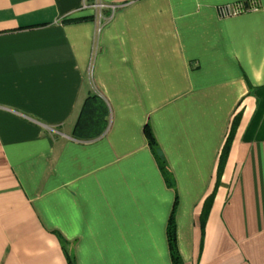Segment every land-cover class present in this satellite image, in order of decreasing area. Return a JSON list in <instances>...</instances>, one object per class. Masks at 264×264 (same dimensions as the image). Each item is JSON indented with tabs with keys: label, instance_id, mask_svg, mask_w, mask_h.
I'll return each mask as SVG.
<instances>
[{
	"label": "crops",
	"instance_id": "1",
	"mask_svg": "<svg viewBox=\"0 0 264 264\" xmlns=\"http://www.w3.org/2000/svg\"><path fill=\"white\" fill-rule=\"evenodd\" d=\"M249 1L0 0V264H174L176 193L180 264H264V0L217 12Z\"/></svg>",
	"mask_w": 264,
	"mask_h": 264
},
{
	"label": "trees",
	"instance_id": "2",
	"mask_svg": "<svg viewBox=\"0 0 264 264\" xmlns=\"http://www.w3.org/2000/svg\"><path fill=\"white\" fill-rule=\"evenodd\" d=\"M144 134L146 136L148 145L150 150L156 160L158 168L164 178V181L169 187H175V181L173 174L169 168V165L166 161L164 154L162 153L160 146L154 136V133L150 126L146 124L144 126ZM176 209H177V193L175 194V200L171 209V212L168 217L167 225H166V237L168 243L169 254L172 262L174 264H180L182 262L178 245H177V236H176ZM66 257L68 264H76V260L74 255L70 254L66 251Z\"/></svg>",
	"mask_w": 264,
	"mask_h": 264
},
{
	"label": "built area",
	"instance_id": "3",
	"mask_svg": "<svg viewBox=\"0 0 264 264\" xmlns=\"http://www.w3.org/2000/svg\"><path fill=\"white\" fill-rule=\"evenodd\" d=\"M94 7H109L112 10H114L116 7H118V4H102V3H95L93 5ZM258 8V5L256 1H249L247 5L241 3V2H236L232 4H224L220 5L217 7V12L220 17H228V16H233L237 15L246 11H251V10H256ZM101 16V14H99Z\"/></svg>",
	"mask_w": 264,
	"mask_h": 264
}]
</instances>
